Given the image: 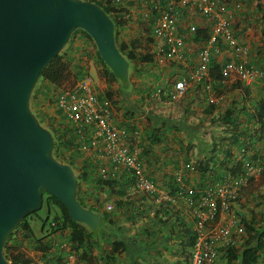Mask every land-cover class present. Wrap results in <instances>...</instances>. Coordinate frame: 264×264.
Returning <instances> with one entry per match:
<instances>
[{
  "label": "crops",
  "instance_id": "1",
  "mask_svg": "<svg viewBox=\"0 0 264 264\" xmlns=\"http://www.w3.org/2000/svg\"><path fill=\"white\" fill-rule=\"evenodd\" d=\"M229 14L232 16L231 27L236 40L248 47L251 59L258 55L264 58V0H224ZM199 27L209 24L203 19H197ZM196 40V39H195ZM190 35L185 46L186 62L178 64H143L139 72H134V78L128 86L122 88L119 82L114 86H100L96 80V90L99 97L105 92L113 91V121L116 126L133 136V144L141 147V159L147 177L157 187L168 186L174 180L177 171L198 162H213L211 167H217L222 161L226 150L232 151L236 157L242 150L254 160L264 161V136L261 140L253 139L261 134L260 124L253 122L250 117L254 102L264 99V78L247 82L241 81L242 88H235L240 81L234 74L226 77L222 83L205 79L196 81L192 78L193 71L198 65L197 51L199 42ZM219 53L213 54L212 59L222 65L233 59L232 50L226 45L219 46ZM87 66V70H88ZM130 75V72H129ZM179 79H185L187 89L183 97L171 101L159 96L160 90L172 91ZM240 83V82H239ZM244 89L248 93L242 94ZM226 119V121L224 120ZM238 122L239 129L249 132L247 138L236 139L237 131L233 123ZM237 124V123H236ZM257 139V138H256ZM248 142L247 150L239 147ZM213 145H218L217 154H210ZM252 146L254 149H252ZM86 159L92 160L85 157ZM97 160V159H95ZM99 161V160H97ZM102 162V161H101ZM103 163V162H102ZM107 168L111 170V166ZM200 173L192 176L191 183H197ZM211 175L209 172L203 175ZM88 185L83 191L88 192L86 204L92 203V197L98 196L105 205L123 199L118 195V188L95 190L89 192ZM90 188V187H89ZM121 197V198H120ZM183 207L177 206V209ZM143 209V210H142ZM113 210V209H112ZM116 210H114L115 212ZM144 211L143 217H136L126 222L122 220L119 211L115 212L116 224L105 223L102 235L97 238L92 255L95 264H106L107 254L111 243L122 241L126 251L115 254L114 264H181L180 243L176 235H168L165 226L155 224L152 216L155 208H140L136 213ZM122 210L123 218L127 214H135L130 210ZM160 217V214L158 215ZM166 219V218H165ZM146 228L148 235H139V230ZM151 237L152 244L143 247V239ZM147 241V240H146ZM38 260V259H37ZM85 264V263H81Z\"/></svg>",
  "mask_w": 264,
  "mask_h": 264
},
{
  "label": "built area",
  "instance_id": "2",
  "mask_svg": "<svg viewBox=\"0 0 264 264\" xmlns=\"http://www.w3.org/2000/svg\"><path fill=\"white\" fill-rule=\"evenodd\" d=\"M107 4L118 21V40L128 44L130 40L140 42L139 51L153 56L156 64L186 62L185 46L190 35L198 29L197 19L210 25V32L204 49L197 53L198 65L192 78L202 81L208 78L211 55L219 53L218 44L232 50L233 60L226 62L224 76L234 74L240 81L247 82L264 78L263 69L248 67V47L234 37L229 14L224 0H85ZM145 27L150 33H145ZM151 39L149 49L147 40ZM187 89L185 79L175 82L172 91L160 90L159 96L176 101ZM58 109L63 117L77 129H86L88 141L82 142L79 150L84 157L102 161L98 169L102 179L116 177L127 172L133 189L152 196L156 205L169 203L183 207L182 216L186 223H192L195 244L191 249L189 264H222L231 249L245 245L247 233L237 216L236 199L250 179H259L264 171V161L254 162L246 151L236 155V161L243 165L242 173L223 174L220 180L212 178L200 189L191 183L197 175L194 165L177 171L174 176V192L170 188L157 187L146 175L141 159V147L133 144V136L115 125L112 102L100 97L94 77L86 73L72 87L63 88L56 96ZM111 166V170L107 166ZM211 174V173H210ZM211 175H199V178ZM190 181V184L187 183ZM214 181V182H213ZM111 204L105 205L112 211ZM247 213V212H246ZM66 248L65 245H63ZM65 264H78L77 257L69 253Z\"/></svg>",
  "mask_w": 264,
  "mask_h": 264
},
{
  "label": "trees",
  "instance_id": "3",
  "mask_svg": "<svg viewBox=\"0 0 264 264\" xmlns=\"http://www.w3.org/2000/svg\"><path fill=\"white\" fill-rule=\"evenodd\" d=\"M95 3L101 6L110 19H112L115 25V43L119 52L128 60L129 70L139 72L143 64L152 63L153 56L151 54L139 51L141 44L137 39L130 40L128 44L119 42L117 37L118 26H122L124 22L118 21V14H115L107 4L96 1ZM144 32L149 34L150 29L145 27ZM209 32L210 25L207 27V24H204L203 28L198 27L194 35H192L194 40L196 39L195 41L199 42V51L204 49ZM89 42L93 44L92 39L84 31L76 30L73 32L67 44H70L68 51L60 53L47 67L38 81V85L31 97V111L36 116L40 125L50 131L53 136L54 158L62 164L70 165L74 170L78 180L77 200L83 207L98 213L103 218V225L105 223L115 225L117 217L114 214L117 211H119L118 213L122 220L125 219L126 222H129L138 216L143 217L144 211L136 213V210H140L142 205L143 208H155L157 212L152 216L156 220L155 224L160 228L162 225L165 226L168 235H176L178 237L180 257L183 259L181 260V264H189L191 249L195 244V233L192 223L184 221L182 211L169 203L156 205L152 196L134 190L127 172H121L115 178L102 179L98 175V169L103 167L104 164L95 159H86L79 150L82 142L88 141L87 130L85 128L77 129L63 117L61 111L58 109L56 102L58 92L63 88L72 87L84 74L88 73L86 58L92 55L86 48ZM146 42L149 49L151 39L148 38ZM217 46L221 45L218 44ZM94 56L95 64L101 66L107 72L108 85L113 81H118L105 66L97 51H95ZM250 59L251 53L249 54L248 67L264 70V58L256 55L253 60ZM225 64L226 62L220 65L211 57L207 80L210 79L217 83L224 82L227 77L222 72ZM240 84H242L241 81H238L235 88H242ZM113 93V91H107L103 97L112 102ZM245 93H248L246 89H244L242 94ZM254 103L250 117L253 122L260 124L261 134L256 136L257 139L254 138L252 140L253 143L261 140L264 136V99H258ZM224 120L226 121L225 118ZM233 125L237 130L235 131L237 133L236 139L247 138V135L250 134L249 132H244L243 129L240 130L238 122L234 121ZM247 143L239 145V147H245L247 150ZM254 145L256 144L254 143ZM217 146L213 145V149L210 150L211 155H214L219 150ZM253 146L252 149H254ZM223 155L224 157L217 167L210 168V163L213 164L210 160L209 162H198L194 165L195 171L201 172L202 175L208 172L211 173V176H201L196 183L197 187L202 189L205 183L208 182L207 180L210 181L212 178L220 180L221 176L226 173H233L234 175L242 173L243 165L241 162L236 161L232 151L226 150ZM187 183L190 184V181ZM84 185H88L87 190H90L89 192L93 191L92 194L96 193L94 192L95 190L100 191L105 190V188L113 190L116 187L119 190L117 191L118 195L122 196L123 199L114 201L112 211L103 209L104 203H102L97 195L94 198L92 197L91 204H86L84 196H89V193L83 191ZM164 188H170L171 193H173L174 181ZM262 188L264 189V171L259 179H250L247 187L241 191L236 199L237 216L245 226L247 239L245 245L240 250L231 249L228 251L226 259H224L222 264H264V196L262 195ZM123 209H126L127 212L132 210L135 214H127L126 212L127 216L123 218ZM114 210L116 211L114 212ZM41 213L45 217H41ZM159 214L160 217L158 216ZM32 221L40 224V235L38 236L34 233ZM148 230L141 228L138 233L139 235H148ZM100 235L102 233L94 236L84 225L72 221L68 216L66 208L56 198L44 193L42 208L25 217L16 226L6 240L3 253L6 260L11 264H65L69 253H73L77 257L78 264H95L96 259L92 255V251L96 247V241ZM24 241L30 243L29 246L37 253L38 260L28 256L21 250ZM142 241L143 247H150L148 243L152 244L151 237L144 238ZM126 250V245L122 241L112 242L110 252L108 254L102 252L107 259L106 264H114L115 254L125 252Z\"/></svg>",
  "mask_w": 264,
  "mask_h": 264
},
{
  "label": "water",
  "instance_id": "4",
  "mask_svg": "<svg viewBox=\"0 0 264 264\" xmlns=\"http://www.w3.org/2000/svg\"><path fill=\"white\" fill-rule=\"evenodd\" d=\"M76 30L89 35L114 78L128 86L129 62L101 6L85 0H0V264H11L3 253L6 240L42 208L44 193L94 236L102 232L103 218L78 202L74 170L54 158L53 136L30 108L35 86Z\"/></svg>",
  "mask_w": 264,
  "mask_h": 264
},
{
  "label": "rangeland",
  "instance_id": "5",
  "mask_svg": "<svg viewBox=\"0 0 264 264\" xmlns=\"http://www.w3.org/2000/svg\"><path fill=\"white\" fill-rule=\"evenodd\" d=\"M69 46H70V44L66 45V47L63 49L62 52L68 51V47ZM86 48L92 54L91 57H87L86 58L87 66L89 68L87 70L88 73L91 74L94 77L95 81L97 80L99 82L100 86H103V85H106V84L108 85V83H107V80H108L107 72L105 71V69H103L99 65H96L95 62H94V57H95L94 54H95V51H96V48L94 47V43L92 44V42H89V44L86 45ZM134 75H135L134 72L130 70V75H129L130 80L134 78ZM117 83H119V82L118 81H113L110 84V86H114ZM37 85H38V83H37ZM36 86H35V88H36ZM122 88H125L124 85L122 86ZM32 95H33V92H32ZM32 95H31V97H32ZM30 107H31V99H30ZM262 191H263L262 195L264 196V189L263 188H262ZM252 209L255 210L254 208H252ZM40 216L41 217H45L43 215V213H41ZM31 224H32V228L34 230L35 235H37V236L40 235V224L38 222H35V221H32ZM29 245H30L29 242L24 241L23 244H22V249L21 250L24 251V253L27 254L28 256H30L32 258H35V260H37L39 258L37 253L34 250H32L31 246H29Z\"/></svg>",
  "mask_w": 264,
  "mask_h": 264
}]
</instances>
